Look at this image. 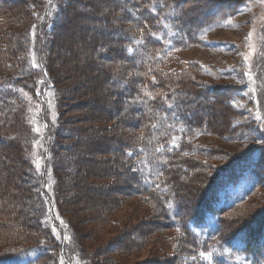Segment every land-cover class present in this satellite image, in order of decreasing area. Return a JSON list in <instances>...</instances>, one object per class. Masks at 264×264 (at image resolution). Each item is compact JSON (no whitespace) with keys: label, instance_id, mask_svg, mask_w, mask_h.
<instances>
[{"label":"trees","instance_id":"trees-1","mask_svg":"<svg viewBox=\"0 0 264 264\" xmlns=\"http://www.w3.org/2000/svg\"><path fill=\"white\" fill-rule=\"evenodd\" d=\"M52 1L41 0V7L35 17L37 22L34 26V42L26 40L24 36L22 38L17 33L19 26L15 22L3 24L2 21H6V17L4 18L2 10L0 11V67L3 69L6 66L0 75V137L17 141L26 164L25 182L23 181L25 190L20 195L17 194V199L8 196L4 204L0 202V224L2 221L6 225L14 224L13 227L7 226V230L0 226V248L3 249L0 253V264H21L16 260L17 257L20 259L21 255L29 256L20 259L23 264H61L64 240L54 235L56 245L53 242L49 245L45 242L49 235H53L51 228L55 229L56 226L48 215H40L49 211L51 206L46 202L53 197L56 198V208L60 213L62 208L68 212L74 210L76 203L71 202V197L75 194L74 182L77 180L82 184L85 179L81 178L80 172L87 161L81 158L83 152L78 148L66 152L65 159L68 158V163L59 168L63 172L58 173L60 177L56 180L51 199L45 192H39L38 186L33 185L31 179V153L35 141L32 119L35 117L36 104L44 106L42 91L38 101L34 100L32 81L37 73L44 76V81L47 82L45 84L43 81V90L53 89L55 84L42 56L37 57V72L33 70L26 74L20 70L23 69V63L14 59L13 51L15 53L17 48H22L26 57L31 58L38 54L40 42L58 36L62 28L59 24L66 16L52 13ZM186 1L188 0H115L112 2L115 5L113 9L118 12L120 21L112 19L115 23L118 22L119 28L108 24L111 28L107 31L109 35L94 41L97 45L105 43L106 50L107 45L112 44L110 52L104 53L101 58L118 62V81L122 82V85L114 95L117 102L123 99L124 105L134 114L132 118L126 115L115 122L103 121L100 125L93 124V128L88 132L94 134L113 130V135H117L105 138L107 143H115L118 150L96 157V161L101 163L115 161L122 173H118V169H112L113 175L123 177L122 184H129L112 189L121 191L119 193L123 197L115 200L110 205V210L118 208L128 198H137L143 206L151 210V217L157 219L152 229H156L158 236L172 232L173 250L170 254L160 256L159 264H208V261L200 256L201 252L210 254L211 264H264V210L254 217L242 218L246 203L256 195L262 185L260 145L233 157L231 161L225 160L226 163L210 176L211 169L207 163L216 159L212 157L211 150L196 144V135H212V131L200 116L188 108L191 104L193 107H199L200 103L186 97L187 94L192 97L201 95L205 89L200 87L199 82L191 81L188 69L165 71L174 61L177 52L194 46L198 42L200 32L213 21V17L206 19L203 25L184 31V23L197 19L189 16L191 10L185 7ZM213 1L215 2L207 0L206 7L213 8ZM227 2L230 4L229 8L236 6L233 0ZM25 4L26 0L23 7L27 11ZM219 4L220 1L216 2L215 6ZM30 7L32 3L28 7L31 10ZM180 7L183 10L179 11ZM69 13L67 9V16ZM112 30L119 32L120 37H113L111 40L109 36H114ZM16 33L21 37L18 38ZM7 47L9 51L6 50ZM129 47L133 49L131 54L127 51ZM136 50L141 53L136 55ZM115 51L120 52V56L114 57ZM112 66L105 68L111 69V72L114 68ZM190 85L197 91L191 92ZM232 92L236 93V88L232 87ZM228 97L225 98V105L231 108L226 101ZM64 112L68 118L71 117L68 106H65ZM41 119L45 123L47 137L50 135L49 142L45 143L46 155L42 156L45 167L48 147L54 150L62 137L59 134L61 128L56 130L44 117ZM76 122L71 120L68 124ZM254 125H257L256 121ZM70 132L72 134L75 131ZM260 136L263 138L264 149V132H261ZM77 157L78 161L75 160ZM184 173L188 176L186 182L191 178L200 177L205 184L200 192L198 190V195L187 204L176 190L179 184L174 181L175 175L185 178ZM116 182L114 176L106 182L99 177L89 179L93 189L109 188L116 185ZM78 187L82 185L78 184ZM35 189L37 194H34ZM25 200L31 215L20 210L21 203ZM9 211L12 213H8ZM228 216H231L230 219ZM102 222L106 226H115L109 219ZM18 241L21 243L15 245ZM119 244L122 252L136 251L142 248V238L137 243L130 240L123 243L120 239ZM153 254L158 257L157 250ZM123 257L121 254L120 258ZM116 260L120 259L116 257L114 261Z\"/></svg>","mask_w":264,"mask_h":264},{"label":"rangeland","instance_id":"rangeland-1","mask_svg":"<svg viewBox=\"0 0 264 264\" xmlns=\"http://www.w3.org/2000/svg\"><path fill=\"white\" fill-rule=\"evenodd\" d=\"M0 1H2L0 11L2 10L3 17H6V21L2 23L15 22L19 26L17 33L22 38L24 36L26 40L30 39L34 42V26L37 22L35 17L41 7V0H26L28 12L23 7L24 0ZM114 1L53 0L50 8L52 13H61L60 15L66 16V19L59 24L62 28L58 36L49 40L46 38L42 43L40 42L38 54L31 58L26 57V52L22 48H17L15 53L13 51L14 59L23 63V69L18 65L20 70L26 74L30 73L29 71H36L37 66L33 67V64L36 65L37 57L42 56L52 76L51 80L53 78L54 81H52L55 84V88L43 90L42 87L47 82L44 81V76H39L37 73L32 81L34 100L38 101L41 91L44 94V106L36 104L35 117L32 119L35 140L31 153L32 184L37 185L38 191L45 192L51 199L56 180L60 177L58 173L63 172L59 168L68 163V158L65 159L66 152H69V149H82L83 154L80 156L87 161L80 172L81 178L85 179L82 182L79 180L82 184L75 180L73 185L75 194L71 197V202L76 203L75 209L68 212L62 208L60 213L56 208V198L53 197L46 202L48 206H51L49 211L40 215V217L48 215L56 226L55 229L51 228L53 235H49L45 242L48 245L52 242L56 245L54 235L64 240L61 264H95V262L98 264H159L160 256L170 254L173 250L172 232L158 236L156 229H152L157 219L151 217L153 215L151 210L143 206L137 198H128L118 208L110 210L112 207L110 205L123 197L120 194L121 191L112 189L129 184L127 182L126 185L122 184L123 177L113 175L112 169H118V173H122L115 161L101 163L96 161V157L118 150L115 143H107L106 139L109 136L117 137V135H113V130L88 133L93 128V124L100 125L103 121L115 122L126 115L131 118L134 116L128 106L124 105L125 101L122 97V100L117 102L114 95L122 85V82L118 81V62L101 58L104 53L110 52L112 44L107 45L106 50L105 43L98 45L95 43L100 40L99 37L106 38L105 35H109L107 31L111 28L108 24L119 28L120 16L113 9ZM206 1L188 0L184 4L191 10H189L191 12L188 13L189 16L197 18L195 21L184 23V31L203 25L206 19L213 17V21L200 32L198 42L194 46L177 52L174 61L165 68V71L188 69L191 81L199 82L200 87L203 86L202 89H205L201 95L192 97L187 94L186 97L200 103L199 107H193L194 105L191 104L188 108L200 116L212 131V135L204 133L196 135V144L211 150L212 157L216 159L214 162L209 160L207 163L211 169L210 176L226 163L225 160L231 161L233 157H238L253 146L260 145L262 185L256 195L246 203L244 216H242L245 219L254 217L264 210V149L263 138L260 136L261 132H264V2L233 0L236 6L229 8L230 4L227 0H215L211 3L213 8L209 9L206 7ZM218 1L221 4L215 6ZM30 3H32L31 10L28 9ZM67 9L70 12L68 16ZM180 9L182 7L179 11ZM60 15H57L58 18ZM112 18L118 22L115 23ZM112 31L114 36H109L110 39L120 37L119 32ZM18 34L16 36L21 37ZM10 38L12 39V36ZM0 43H2L1 40ZM113 46L116 47V45ZM8 49L7 47L6 50L9 51ZM116 51L114 57L120 56V52L117 54ZM140 53L136 50V55ZM111 63L114 65L112 66ZM105 66L114 68L110 72L111 69ZM4 68L0 67V75ZM232 87L236 88V93L232 92ZM189 89L191 92L197 91L191 85ZM226 97L231 108L225 105ZM65 106L70 108V118L64 112ZM42 117L56 130L61 128L59 134L62 137L54 150L48 147L45 167L42 156L45 154V143L49 142L50 135L47 137L45 123L41 121ZM67 119L77 122L68 124L71 120ZM254 121L257 125H254ZM239 125H241L240 128ZM71 130L75 132L70 134ZM115 130H117L116 125ZM0 139V202L4 204L8 196L17 199L18 195L25 190L26 164L17 141L3 136ZM54 140L56 143L55 138ZM78 159L79 157L75 160L78 161ZM97 172L99 174H96ZM112 176L117 182L109 188L93 189L89 183L92 177L103 178L106 182ZM184 176L185 178L182 179L175 175L174 181L179 184L176 190L187 204L198 195L205 184L200 177L191 178L186 182L185 179L188 176L186 173ZM78 184L82 187H78ZM34 194H37L36 189ZM21 204V212L31 215L27 201H22ZM228 217L230 219L231 216ZM104 219H109L110 222L115 223V226L104 225L102 222ZM13 225L3 224V221L0 224L6 230L7 226L13 227ZM141 238L142 248L131 252L120 251L122 249L119 244L120 239L123 243L129 240L137 243ZM20 243L21 241H18L14 244ZM155 250L158 257L153 254ZM1 252H3L2 248H0ZM121 254L124 260L120 258ZM21 256L20 259H26L28 255ZM116 257L120 259L116 260V262L120 261L119 263L114 261ZM20 259L17 257L16 260L23 264Z\"/></svg>","mask_w":264,"mask_h":264},{"label":"snow or ice","instance_id":"snow-or-ice-1","mask_svg":"<svg viewBox=\"0 0 264 264\" xmlns=\"http://www.w3.org/2000/svg\"><path fill=\"white\" fill-rule=\"evenodd\" d=\"M262 2H264V0H262ZM142 42H143V41H137V43H142ZM127 51H128L129 54H131L132 51H133V49H132L131 47H129V48L127 49ZM33 67H36V65L33 64ZM246 75H247V73H246ZM257 118H259V117H257ZM129 155H131V153H129ZM61 223H63V222H61ZM65 239H67V237H65ZM200 256H201L205 261H208V264H211L210 254H206V253H204V252H201V253H200Z\"/></svg>","mask_w":264,"mask_h":264},{"label":"bare ground","instance_id":"bare-ground-1","mask_svg":"<svg viewBox=\"0 0 264 264\" xmlns=\"http://www.w3.org/2000/svg\"><path fill=\"white\" fill-rule=\"evenodd\" d=\"M99 21H100V20H99ZM99 21H98V22H99ZM97 33H98V32H97Z\"/></svg>","mask_w":264,"mask_h":264}]
</instances>
